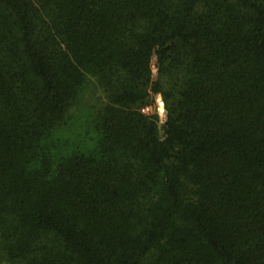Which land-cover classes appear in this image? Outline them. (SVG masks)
I'll list each match as a JSON object with an SVG mask.
<instances>
[{"label": "trees", "instance_id": "16d2710c", "mask_svg": "<svg viewBox=\"0 0 264 264\" xmlns=\"http://www.w3.org/2000/svg\"><path fill=\"white\" fill-rule=\"evenodd\" d=\"M0 260L264 264V0H0Z\"/></svg>", "mask_w": 264, "mask_h": 264}, {"label": "rangeland", "instance_id": "374dc122", "mask_svg": "<svg viewBox=\"0 0 264 264\" xmlns=\"http://www.w3.org/2000/svg\"><path fill=\"white\" fill-rule=\"evenodd\" d=\"M106 101V93L96 77L89 75L65 122L50 137L51 153L55 157L71 153L77 147L93 148L99 133L95 121ZM0 264H5L0 260Z\"/></svg>", "mask_w": 264, "mask_h": 264}]
</instances>
